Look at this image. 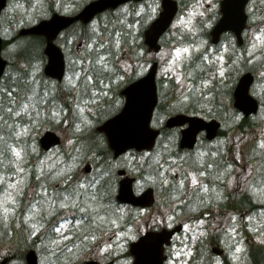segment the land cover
<instances>
[{"label": "rangeland", "instance_id": "rangeland-1", "mask_svg": "<svg viewBox=\"0 0 264 264\" xmlns=\"http://www.w3.org/2000/svg\"><path fill=\"white\" fill-rule=\"evenodd\" d=\"M20 1L22 0H10L11 9H18L20 18H22V20L26 19L27 23L29 24L38 21L40 17L44 16V12L47 8L52 7L55 11L59 9L66 10L63 12L65 13L67 12V10L74 11L77 10L78 7H80H67L63 2L64 0H46V2H44L45 0H25L26 3L25 1ZM76 1L79 2L78 4L84 2V0ZM185 1L187 2L188 0ZM214 1L218 0H196L194 5L187 8L184 7L185 9L183 13L180 14L177 18L178 20L176 21L173 29L179 26L183 27V29H185L184 31L188 32L194 20L198 16H203L206 14L208 8L207 3ZM144 9V7L138 8L134 5L130 6L129 4H127L125 5V7L122 6L119 11H116L112 17L111 15H106L102 17L100 21H109L111 20V18L120 21H129L127 24H120V27L125 26V28H128L130 30V38H134L139 33L138 30L143 19L140 18V16L138 19L137 13L139 12L141 13L140 15H142ZM11 16V13L8 12L6 13V17L3 20V29L1 35L6 38H11L13 34L17 32L19 26L21 25L16 22H14V24L12 25ZM148 17L144 18V22L148 21ZM100 21H98L99 23L97 24H100ZM112 24L113 23H109V27H111ZM128 25H131L132 27L129 28ZM259 26L260 29L258 31H255V33L251 36V41L257 44L256 49L258 47L262 49V54L261 56H257L255 60H252L245 64V66L252 70L257 76L256 83L252 88V92L263 103L262 109L259 111V113H257V116L250 119V121L243 122L241 114L234 115L233 104L229 99L226 98V95L224 93L220 94L218 99L213 98V95L212 97L209 96L210 99L203 100L201 104L202 108L205 111L204 114L209 115V111L213 109V107H218L221 110L220 117L223 118L225 126V131L223 132L224 141L221 140L217 143L216 146H221V148L224 149L227 146L234 145L235 147L237 146L239 148L245 149L241 150L243 158H248L246 152L251 146L249 155L256 161H250L248 159V164L246 162V159H243V163L237 166L234 171L249 170V168H251L252 175L254 174V169H258L260 161V158L257 159L255 157L264 154V147H262L259 143L261 140H264V47H261L260 42L255 40V34L257 32L264 31V18L261 19ZM80 31L81 30L78 29L76 34L78 32L80 34ZM72 32H75V30ZM98 32L99 28L97 27L89 28V30H87L88 35L92 36L98 35ZM171 38L172 32L168 34L167 40H170ZM80 40L83 39L79 35V38L76 37L72 41V44L67 42L66 39L59 41V43L64 46L66 53H68V67L70 70L69 74H67L66 76L65 81L60 84L59 87H56V85L54 84V86L56 87L54 89L57 90V98L54 101L48 103V101L42 100L43 96H40L38 93H36V96L33 97V102L35 103L36 107L33 108L31 105H29V108L26 110V112L34 110L37 111L39 105L41 103L43 104L44 107L42 109V112H44V114L42 115V117L44 119L47 118V122H44L45 125L39 131H31L24 124H17L20 126L18 128V126H13L11 125V123L3 122L6 120L4 114L5 111L3 112V110L0 108V150H3V148L6 146L8 147L7 149L10 153V158H8L7 161L0 162V176H4L6 178L3 185H0V192H2L3 189L13 181L20 182L19 187L23 192V195H18L15 190L11 192V195H13L18 200L19 204L14 213L12 211L4 213L2 209H0V214L2 215V217L0 215V232H2V235H0V263L6 257V255H10L14 250H22L24 246L33 245L30 241V238L28 237L29 228L28 222H26V220H29L31 222V228H35V231L36 229H39L43 233L48 228L47 225H44L47 224V222H45V219L47 218V215L51 216L52 210L46 208V204L42 203V192L38 191L35 185V180L37 178L43 180L41 181L44 187L53 188L52 192L49 194L53 195V193L58 192L56 188H54L55 184L57 182H60L64 178L63 176H61L59 180L48 179L49 175L51 176L53 172L64 170L65 173H67V170L71 169L72 173V171L74 170V173H76L74 174V176H71L73 182L82 180L86 177H94L98 176L101 173H106V175L103 176L106 178H110L109 180L111 181L108 180V182H118L119 175L116 173L117 168L126 167L127 169H129L128 171L131 174L136 175L141 172V174L144 175L141 176L140 183L142 185L147 186L151 185L152 183H156L158 185V204L155 207H152L151 210L143 211L141 215L140 210L133 212V208L131 207H121L122 210L118 213L119 215L117 217L120 218L122 222L126 223H128L131 218L133 219L130 224L126 225V230H124L123 228H115V223H109L105 221L100 226L102 227L100 236H96V239L92 240L91 244L87 245L80 243L77 247L72 248L71 252H63L64 257H62L60 252H55L56 256L60 257L59 259H54L51 255V253L55 251L54 248V251L50 253L47 252V250L51 248V245L50 243L44 242V244L40 248L46 250V252H40V249L36 247L40 255V264H49V261H51V264H83V262L88 258H96L97 260L103 262L110 259L111 256L120 258L117 264H131V260L128 259L129 255H127V252H125L127 251V248L125 249L124 244L142 234V232L147 230V227L152 228V226H162L163 223H166L167 226H170L173 223H169L173 222L174 220H176V222L180 221L185 223V230L178 236V238L183 241H185L186 239L188 240H186L187 244L183 246V254H181V252L178 253L179 251L176 252L174 254V258L177 260L173 261L171 264H228L229 261L226 254L229 256L230 260L232 259V262L234 264H240V262H242L241 255L243 254L244 249H251L253 246H259L260 244L264 243V207H262L257 212L256 216H253V213L246 210L244 211L245 214L243 215V217L235 216L234 211L228 210L225 211L223 215H221L217 214V211L215 209H210L209 211L204 212V220L192 221L189 214L183 215L178 212L177 215H174V212L177 211L176 204L181 200L180 197H182L180 196L182 195L180 194V190L184 188V194L185 191H187V187L184 186L183 188H181L179 186V182L177 181V179L180 178L179 180H184V177H186L187 179H185L184 182L186 181L188 184H192V176L190 175V173H201L194 168V165L190 161L182 160L181 156L178 154V151L174 150L173 146L165 150V155L161 160L164 168H162L160 172H164V177L168 180L167 184L162 182V177L159 174L160 172L156 171L157 166L155 162L148 166L145 165L144 160L150 152H145L144 154L136 153L134 151L128 152L122 158L118 159L117 162L106 163L107 166L105 167V172H101L102 166H99V163H102L103 156L96 150L92 154L86 153V150H88L91 145L105 144L103 136H99V133H97V136L94 138V140H91L90 137L96 134L95 119H97V116H100L102 119H104V117H106L104 115V110L106 109L104 108L102 109V111L100 110L101 108L96 109L97 106L101 105V103H96L98 101L94 102V99L97 100V97H94L93 100L88 102L87 106H85V104L80 101L79 98L81 96L85 97L86 95H83L82 93L80 95L78 91L81 92V90L78 87L73 89V92L70 91V89H72V86L74 85L73 80H76L72 74L78 73L80 67L88 65L92 59V55L87 53L89 51L88 48L93 46L92 42L89 41V39H84L86 41L85 43H79ZM200 42H203L204 46L207 45L206 39H201L199 43ZM134 43L136 44H134V46L132 47L128 46L127 43H125V45L122 47L120 52L121 55L116 61V64H118V76L114 75L112 84L105 85L103 87V91H101L102 94H107L106 97L108 98V101L104 106L108 109V113L110 114L115 112L116 106L120 107L119 105H121L122 98L120 99L119 97H117L119 89L121 87L123 88L126 81L130 77L134 76L133 74L143 66L142 64L145 63V61L154 60L156 58L159 59L161 64L158 73L162 76L164 84L165 79L174 78L175 80L173 81L175 85L173 88L174 97L172 99L169 98L165 106H169L180 101V98H182V93L186 92L185 89L187 88V85L182 88L181 83L177 81L176 77L183 73L185 79L187 80V73L191 71L192 68H197L196 66H194L186 72L184 69V65L185 61H188L189 58L193 56V53L199 50V43L192 44L190 42H177L176 44L174 43V41H170L168 42V44H166L165 47L162 48L159 53L156 54L149 53L147 51V48L144 47L141 51L144 55L143 57H140L139 54L134 53V49H137L138 45L141 48L142 44L139 42ZM44 48L45 46L44 44H42L41 37L37 38V36L24 35L12 45L7 46L6 49V57L8 55V59L15 60L16 68L22 71L29 70L27 71L28 74L36 75L35 78L33 77V79L36 80L35 89L40 88V84L42 85V81L40 78H42L41 73L43 71V66L46 63V58H40V55ZM176 48H180L182 50L181 56L176 57V65L170 68L169 65L173 62ZM185 48H188L189 52H183V49ZM254 52L256 51L253 50V47H251L250 53L254 54ZM18 54H20L21 56H17ZM78 59L82 60L78 61ZM224 59V57L220 61L216 59L217 61H219V63H209L207 65L200 64L203 70L204 68H207L211 77L213 74H218L219 82L222 83V86L224 85L223 81H227L226 79L233 77L230 75L227 76L225 74L227 70H231L230 68L233 67V71H235L240 64L234 61L233 63L227 65V67L225 65ZM215 64L216 66H214ZM146 65L147 64L145 63L144 66L146 67ZM73 69L76 73L73 72ZM142 70L143 69H141L140 72ZM221 70L223 71V75H221ZM235 76L236 73L234 74V77ZM18 91L22 92L23 90L21 91V89H18ZM23 92V103H28L26 99V93L25 91ZM1 95L2 92L0 93V97ZM20 106L21 103H18V107ZM26 112H21L19 116H21L23 119ZM213 114H215V112H213ZM164 116L166 115L159 114V119L158 121H156L155 119L154 124H157L158 126L161 125L163 123ZM41 121L42 120L40 119L35 120L34 124L38 125ZM53 124L56 125L54 129L62 134L63 142L61 143V146L53 148L50 153H44L43 149H39V147H36V143L38 144V140L34 141L33 143H30L29 140H32L33 138L39 139L41 133L46 129L52 128L51 125ZM22 128H25L26 131H24L21 136L17 137L15 133L21 132ZM78 128L80 130H77ZM83 135H85V138H82ZM170 136L171 132L167 133V137L163 141L167 143ZM11 138H15V140L10 141ZM77 138L82 141L80 143H77ZM22 141L24 142L23 145L20 144L22 143ZM11 145H15L22 149L23 159L20 161L19 166L10 162L13 159V153L10 150ZM255 145L258 146L256 147ZM199 160L201 162H204L203 158H199ZM189 162L191 163V166H188L187 163ZM86 164L92 165L91 172H87L85 170ZM19 167H23L25 169V173L15 175L13 170L15 169V171L18 172ZM146 167L148 168V170H144ZM7 169H9L8 171H12L13 173L5 172ZM144 171H149L150 176H146ZM257 171H259V169ZM41 172H43L44 174L41 175ZM217 174L219 175V172ZM138 177H140V175ZM238 177L239 172H237L234 176L228 178L226 183V190L228 192H230L231 189L237 186V183L240 182V180H238ZM261 181L262 182L258 186L256 184L255 188L251 192V195L253 196L252 199L255 202L264 204V180ZM244 185L245 181L243 180L242 186ZM164 187L167 189L166 191ZM107 189L111 191L109 193V196L114 198L115 188L107 187ZM169 189L171 190L170 193L168 191ZM173 189L179 191V194H177L179 196H176L175 193H173L174 196L171 199L170 194H172L171 192L173 191ZM207 195L209 196L208 201H215L217 203V201L221 200L218 199L221 196V192L217 194H215L214 192H210ZM231 195L229 196L231 197ZM32 201L34 202V204L33 207L30 208ZM8 206L9 208L12 207L10 202ZM21 208H25V210L29 211L27 217L23 212H19ZM43 208L44 212L42 213ZM178 209L182 211V208ZM50 212L51 214H49ZM115 212H117V209L113 210V213ZM55 213L57 212H54L53 215ZM70 215H74L73 208H65L61 214L55 215L53 217L50 226L53 227V225L56 224L61 218H66ZM101 215L109 217L110 211L101 212ZM112 219L113 221H115V217H113ZM229 219H232L231 222L235 224V228L230 227L227 224ZM23 224L24 227L22 228V231L26 233L28 239L25 238L21 240V236H17V234H13L12 232L13 230H15L17 225L21 226ZM220 224L222 225V228H228V230H230V241L235 240V242H237L239 240L240 235L236 231H238L240 228L243 229L242 232L245 233V236L242 235L243 239H241V243H239L238 245L233 246L232 243L229 244V246L233 247L230 253L227 251L225 253L219 254L213 253V261H211V259L206 258L208 255H210V251L208 250V253L206 254L205 248L197 244H199L200 242L202 244L204 240L209 237L210 232L221 229L218 228ZM41 225H43V227H40ZM11 228L13 229L12 231ZM62 231L66 230L62 229ZM191 233H194V238L189 241L191 239L189 237ZM86 234L87 232H80L81 236ZM69 240L63 241L62 244L59 245V247L63 248L64 245H67V247H69V245H71L72 243ZM204 245L208 246V243L206 242ZM199 246L202 248V250H204V255L201 256V260L193 259L194 255L191 253L194 251L197 252V250L200 248ZM237 247L240 248L239 252L236 251ZM184 256L187 257L183 258ZM17 264H27L26 259L22 258V260H18Z\"/></svg>", "mask_w": 264, "mask_h": 264}, {"label": "water", "instance_id": "water-1", "mask_svg": "<svg viewBox=\"0 0 264 264\" xmlns=\"http://www.w3.org/2000/svg\"><path fill=\"white\" fill-rule=\"evenodd\" d=\"M123 1L127 0H96L88 4L78 15H63L56 13L50 19H45L32 27H25L21 30L20 34H42L47 36V44L45 52L48 54L49 61L47 63L46 73L61 79L65 73V57L60 46L56 45L55 39L57 34L67 25L71 24L78 19L88 22L100 10L109 8L110 6L116 7ZM244 2L235 3L234 8L240 9L242 15V8ZM238 5V6H237ZM6 6V0H0V14L2 9ZM163 8L160 17L155 19V22L147 29V42L153 49H158V38L166 31L175 16L177 8V0H163ZM1 17V16H0ZM1 27V26H0ZM2 38L0 37V78L4 72V67L7 63L6 59L2 58ZM156 70L157 65L146 74L145 77L135 81V83L128 86L127 98L128 101L124 110L111 121H107L104 125L99 126L98 129L106 131L108 141L116 153V156L124 152L129 147H136L137 149L152 148L156 142V137L159 131L150 126L151 116L154 106L157 101L156 91ZM254 76L251 72H247L239 80L236 87L235 104L245 114L256 113L259 108L257 98L251 92ZM142 88V98L135 97L136 89ZM140 96V97H141ZM189 123V126L183 130L182 146L192 148L197 141V134L203 130H207L209 138H214L218 133L219 124L217 120L208 121L204 117L199 116H186L183 114L170 117L167 126L181 125ZM60 137L52 130H48L41 138V143L45 148H50L51 144L58 143ZM120 173H125V170H120ZM133 178L125 177L120 182L119 199L123 202L133 203L139 206H150L155 201L153 188H149L136 195L132 185ZM181 226H176L173 230L164 228L162 231H150L142 235L138 241L131 244V250L135 254L134 264H163L164 262V242H170L171 237L176 231L181 230ZM28 264H38V255L35 249L27 253ZM87 264H100L94 260H88ZM112 264V262L107 263Z\"/></svg>", "mask_w": 264, "mask_h": 264}, {"label": "snow or ice", "instance_id": "snow-or-ice-1", "mask_svg": "<svg viewBox=\"0 0 264 264\" xmlns=\"http://www.w3.org/2000/svg\"><path fill=\"white\" fill-rule=\"evenodd\" d=\"M140 8H143V5H139ZM153 11L155 9H152ZM141 13H137V15H140ZM128 27H132L131 25H128ZM117 36L120 34L117 33ZM255 40L260 42V46L264 47V31L257 32L255 34ZM117 47H119V41L116 42ZM101 48H103V45H100ZM253 50L257 47L256 43H253ZM181 49L176 48L175 49V57L173 58V62L169 65L170 68L174 67L177 63L176 57L181 56ZM183 52H189L188 48L183 49ZM111 53H109L110 55ZM222 60L223 57H220ZM96 64L100 65L99 71L101 74H103L106 71H112L113 69L110 67L109 63L106 61L105 56L103 54H97L96 61L94 62ZM127 66V65H126ZM198 69H200L201 74L203 73V68L201 65L196 66ZM80 74L76 73L75 76L78 77ZM221 75H223V71L221 70ZM188 77H193L194 72L189 71L187 73ZM94 77L93 75H89L87 72L84 75V87L81 89L83 95H89L93 97H97L99 95V90L95 87V85L92 83ZM177 81L181 83V87L184 88L185 85H187V88L185 89L187 94L182 93V99L187 101L191 98L193 94L195 95H203L201 88H206L207 85L210 83V79H202L199 85H195L192 83L191 79L186 80L183 73L178 75L176 77ZM73 82H75L73 80ZM103 83V81H100ZM36 96V93L33 91L31 95H28L26 93V99L28 103H22L20 106V110L15 112L16 116H19L21 112H26V110L29 108V105H31L33 108L36 107L35 103L33 102V97ZM89 101H83L85 106H87V103ZM10 103H15V101H10ZM8 111H12L11 109H8ZM27 114V113H26ZM83 122V121H82ZM77 130H80L79 128ZM24 131H26L25 128L21 129V132L15 133L17 137L21 136ZM71 142V141H70ZM260 145L264 147V140H261ZM10 150L13 153V159L10 161L11 163L16 164L19 166L20 161L23 159V152L22 149L11 145ZM3 156V150H0V157ZM162 167V166H161ZM229 168H232V165H228ZM251 171V168H249V172ZM15 175H19L20 173H25V169L23 167H19V171L16 172L15 169L13 170ZM44 173L41 172V175ZM162 177V182L167 184L168 180L164 177V172L159 173ZM106 175V173H101L98 176L94 177H86L82 180H79L75 182L73 185L66 187L63 192H55L53 195H47L48 194V188L41 186L40 192L46 194V199L42 201L43 204L48 205L50 209L55 207L60 208H73L77 209L78 212L81 214V218L75 219V221H72L67 218H61L56 224L52 227V232L56 234V238L49 241L52 248L55 249L54 252L51 253L52 257L54 259H59L60 257L56 256L55 252H60L61 255H63L64 251L71 252L72 248H68L67 245H64L63 248L59 247L60 244H62L63 241L69 240L72 238V236L76 235L77 232H83L84 228L86 227L85 222L87 221L90 225H95L96 227H100L105 221L109 223H115V221L110 220L107 216L101 215V212H107L111 211L110 205L105 204L102 202L103 198L100 195V189L104 187V185L101 183V180L99 179V176ZM192 176V184L200 187L202 191H206V186H200L199 181L196 179L195 173H190ZM201 175H205V173H201ZM63 176L62 183L65 185H68L69 181L71 180V169L67 170V173H65L64 170H60L59 172H53L51 176L48 177L50 180H59ZM244 177H242L243 179ZM4 176H0V185H3L5 181ZM23 180V178H22ZM21 180V182H22ZM20 182L13 181L12 183H9L7 187L3 189L2 192H0V209L4 213H8L9 211L15 212L16 208L19 206L18 200L11 195V192L13 190L16 191L18 195H23V192L21 188L19 187ZM179 186L181 188L184 187V180L179 181ZM9 202L12 205L11 208H9ZM51 214V212L49 213ZM251 219V218H250ZM40 227H43L41 225ZM62 229H65L67 231H62ZM39 229H36L38 231ZM234 231V229H233ZM33 235L36 234L35 231L32 233ZM91 238L92 240L96 239V236L93 235L91 237L84 236L83 239L87 240ZM73 247H75V243H73ZM236 251L239 252L240 248L237 247ZM49 264H51V261H49Z\"/></svg>", "mask_w": 264, "mask_h": 264}, {"label": "flooded vegetation", "instance_id": "flooded-vegetation-1", "mask_svg": "<svg viewBox=\"0 0 264 264\" xmlns=\"http://www.w3.org/2000/svg\"><path fill=\"white\" fill-rule=\"evenodd\" d=\"M22 1H20V2H22ZM63 2L67 7H74V6L77 7V6L81 5V4H78L79 2L76 0H65ZM188 2H189V4H188V7H189V6L194 5L196 0H188ZM223 2H224V0L208 2L207 3L208 8H207L206 14L203 16H198L194 20V22L192 23V25L190 27V30L188 31V39L190 40V43H192V44L199 43V41H201V39H206V43H207V45L204 46L203 42H200L199 43L200 47L198 45L199 50L195 51L193 53V57H194V61L196 62V65H200V64L207 65L209 63H219V61L221 60L220 57L223 56L225 58L224 59L225 63H233L234 61H236V62L240 63L239 67H241L242 63L244 64V63L250 62L252 60H255V58L257 56H261V54H262L261 48H259V47L257 49L255 48L256 52H254V54L250 53V48L253 46V42L251 41V38H252L251 36L255 33V31H258L260 29L259 23L261 22V19L264 18V0L263 1L262 0H246L245 14L247 16V19H246V23H245V28L243 29V31L241 33V38H239L237 31H235V29H234L236 27V22H237L238 18L240 17L241 10L240 9L238 11L233 10L235 3H237V2L240 3V0L234 1L233 5L231 4V0L228 3H226V5H225V6H227V16H226L227 20L226 21H227L228 29L222 31L220 35H218V34H217V36L213 35V31L215 29V26L220 22V20L225 15V12L223 11V7H224ZM82 7H78L77 10H74L73 13H76ZM215 7H217V8H215ZM47 9H49V8H47ZM68 12H70V11H68ZM142 17L143 16H140V18H142ZM89 24L90 23L84 24V23H81L80 21H78L75 25H72L71 27L67 28V33L63 34V36L61 35L59 40L60 41L64 40L63 37L64 38L67 37L66 40L71 41L72 39H74L77 36L76 32L78 31V29L86 28L89 26ZM74 30H75V32H72ZM216 59L219 61H217ZM116 73H118V71ZM137 76H139V74L134 75L133 77H130L126 81V83L128 81H130V82L135 81V79L138 78ZM125 84H124L123 88L121 87L118 91L117 97H119L120 99L122 98L121 104H123V102L125 101V95H124V89L126 86ZM158 85H159V95H160V93L163 92V90L165 93H167V91H168L167 85H162L159 82H158ZM98 99H99L101 105L108 101L106 94H102V93H100L98 95ZM170 106L171 105L162 106V103H161V105L159 103L158 109L156 110V115H159V113L166 115L170 109ZM176 129L181 132L182 128H176ZM184 150H187V149H184ZM238 172L240 174V171H238ZM75 173L73 170L71 173V176L72 175L74 176ZM236 173L237 172H234L232 175L234 176ZM220 177H221L220 181H222V183H224L225 182V180L223 178L224 174H220ZM239 178H238V180H239ZM74 183L68 184V185L59 184V185H57L58 187H54V188H56V190L58 192H63L66 187H69V186L73 185ZM52 189L53 188H48V194L47 195H49L52 192ZM42 198H43V200H45L47 198L45 193H42ZM32 204H34L33 201H32ZM197 210L203 212V214H204V212H207L210 210V207H208V206L204 207L202 205H199ZM201 220H204V219H200V221ZM179 222L180 221L176 222V220H174L173 222H171L169 224L173 223L170 226L174 227V225H176ZM164 226H167L166 223H163L162 226H155L153 228L161 229ZM147 228L150 229L149 227H147ZM191 240H192V238H191ZM185 244L186 243H184L183 240H181L178 237H175L172 244L167 245L165 248L166 252H167V259H166L165 264H171L173 261H176L177 259L174 258V254L178 251H179L178 253L181 252V254H183V246ZM213 245H214V243H211V246H213Z\"/></svg>", "mask_w": 264, "mask_h": 264}, {"label": "trees", "instance_id": "trees-1", "mask_svg": "<svg viewBox=\"0 0 264 264\" xmlns=\"http://www.w3.org/2000/svg\"><path fill=\"white\" fill-rule=\"evenodd\" d=\"M91 55L92 57H94L95 55L93 54V50H91ZM96 58L97 57H94L90 64H89V72L91 70V73H89V75H93L94 77V80H96L98 77L97 75L95 74V72L92 70L96 67V63H94L96 61ZM19 79L21 80H24L22 77L19 76ZM26 81V80H25ZM17 84H19V82H16ZM14 87H11L9 88V90L13 89ZM3 103V106L2 108L5 110L6 108L7 109H11V113L12 114H15V112L17 111V109L14 108V106L12 105V103H10V101L8 100H5V101H2ZM0 108H1V105H0ZM190 111L192 112H200L199 110V107H194L192 106ZM204 112V111H203ZM8 117H10V115H7ZM35 116V113H30L29 114V117L32 119L33 117ZM15 119V115H12V118L11 120ZM26 120V119H25ZM9 121H10V118H9ZM15 121V120H14ZM18 120L15 122L17 124ZM28 126H30L28 124ZM39 127H41L40 125H35V126H32V129L31 130H36V129H39ZM238 156H240V153L238 152ZM257 159L260 158V161H259V165H258V168L261 167L263 168L264 166V157L263 156H257L255 157ZM235 159V158H234ZM237 160V159H236ZM226 159L223 158V161H220V159H215V161L211 162V163H208L206 165V168L203 172H206V173H216V172H227L229 171V167L228 165L231 164L230 161H226ZM202 171V170H201ZM243 201H248V208H251V209H260L262 206H264L263 204H260L259 202H255V201H251V198L250 199H243ZM250 202V203H249ZM113 204H115V202L113 201ZM44 239H40L39 241H43ZM257 251V252H256ZM253 258H254V264H263L264 263V243L261 244L259 246V248L255 249V251H253Z\"/></svg>", "mask_w": 264, "mask_h": 264}]
</instances>
